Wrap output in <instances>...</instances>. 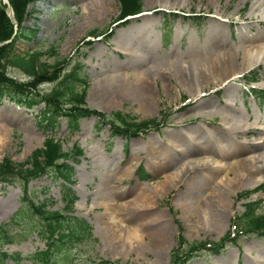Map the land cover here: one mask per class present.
<instances>
[{
    "label": "rangeland",
    "instance_id": "374dc122",
    "mask_svg": "<svg viewBox=\"0 0 264 264\" xmlns=\"http://www.w3.org/2000/svg\"><path fill=\"white\" fill-rule=\"evenodd\" d=\"M95 2L102 6L95 7ZM143 2L142 13L119 20L118 0H37L29 5L30 14L24 25L35 33L29 40L18 41L19 51H47L55 47L62 73L67 75L75 65H81L80 75L88 86V107L104 114L121 112L139 121L158 119L160 125L137 135H117L98 114H91L80 117L74 130L70 129L65 116L58 125L47 127L41 120L45 103L28 109L5 98L0 104V163L6 159L15 164L27 162L37 149L44 147L49 136L62 140L66 152L73 154L78 146L82 154H73L66 162L73 168L69 184L55 173L32 179L27 193L21 181L0 184V228L5 227L4 231L12 237L10 241L1 239L0 248L8 254L21 253L24 257L22 260L1 259L0 264H43L33 256L45 251L46 243L45 238L38 235V229H43L41 216L31 214L30 201L36 204L48 201L49 209L67 212L63 197L67 188L72 189L76 200L72 216L84 219L92 233L90 239L79 242L67 253L69 258L75 257L71 264H170L176 249L187 250L192 245L204 247L208 242H221L223 247L219 253H215L213 247L196 252L188 264H264V235L244 232L238 233L236 239L226 236L235 223L240 225L239 217L247 203L260 201L257 213L264 214V166L250 173L254 178H247L237 186L234 183L227 187L228 169L218 167L220 164L216 172L200 167L175 181L165 182L170 172L188 164V157H213L218 163L238 160L239 156H230L228 152L227 157L215 155L214 137L225 140V134L234 136L232 142L235 146L241 145L242 156L264 155V143H254L262 133L257 126L264 124V94L250 88L256 84L264 91L260 83L264 81V64L241 71L244 69L239 62L235 69H228V75L237 70L249 77L256 76L257 81L241 77L233 80L235 83L230 82L223 92L222 83L211 82L202 91L203 97H198L196 90L189 93V87L177 79L180 76L184 82L187 79L180 73L181 62L190 63V67L186 65L187 71L194 74L195 66L188 48L191 44L203 43L211 32L221 33L226 39L220 46L221 51L226 46L240 48V36L244 32L253 34L258 27L264 32V15L257 17L264 12L254 16L249 13L255 0ZM162 4H171L172 8H163ZM212 20L223 24L224 28H212ZM93 31H106L107 39L91 36ZM258 42L264 46V40L255 43ZM118 45L130 48L129 53ZM239 50L237 56L241 60L242 49ZM57 58L43 57L51 64ZM253 70L256 72L252 75ZM7 71L17 79L28 80L19 68L11 66ZM167 72L171 75H166ZM146 75L156 82L153 95L158 108L151 114L146 113L139 98ZM56 84L45 82L40 88L49 91ZM111 84L120 85L108 87ZM79 85L83 87L84 83ZM106 87L110 89L101 97L100 90ZM225 97L234 98L238 107L230 110L234 112L232 120L252 122L250 130L229 133L218 127L222 126L223 108L217 105L219 114L211 111L212 106L207 101L210 99L215 108ZM197 98L204 99L206 104L198 105ZM194 127H199L203 136L197 130L191 132ZM3 128L7 129L5 137ZM171 132H176L177 137L188 134L201 144L192 143L195 147H189L187 141L170 137ZM207 134L214 142L202 145ZM223 142L229 151L231 143L228 139ZM228 165L236 168V163ZM132 167L135 168L131 171ZM192 175L203 176L202 184L195 183L197 180ZM222 184L228 188L229 213L222 220V229L215 230L213 226L209 231L202 217L204 214L212 216ZM258 187H262L261 190H257ZM250 190L251 194L246 195ZM240 193L242 196H238ZM28 211L34 218L26 216ZM161 221L168 232L169 244L156 251L150 247V236ZM236 229L232 230L236 232ZM181 237L184 243L179 247Z\"/></svg>",
    "mask_w": 264,
    "mask_h": 264
},
{
    "label": "trees",
    "instance_id": "16d2710c",
    "mask_svg": "<svg viewBox=\"0 0 264 264\" xmlns=\"http://www.w3.org/2000/svg\"><path fill=\"white\" fill-rule=\"evenodd\" d=\"M35 1L37 0H9L15 20L18 23L16 30L14 21L8 13L9 4L0 0V43L11 40L9 43L0 46V104L5 98L28 109L45 103V107L41 110V120L45 122L47 127L58 125L60 118L65 116L69 120L70 129L74 130L83 116L91 114H98L113 127L112 131L117 135L123 133L137 135L151 127H158L159 122L156 119L138 121L121 112L104 114L88 107L86 103L88 86L85 83L86 80L81 78V65H75L67 75L62 73V69L59 67L61 60L57 58L58 52L55 47H51L47 51H19L17 48L18 41L23 38L29 40L35 33L31 27L24 25L27 16L30 14L29 5ZM118 2L121 11L119 18L134 15L142 9V0H118ZM98 32L100 31H93L91 34L98 35ZM105 32L101 31L99 35L105 34ZM44 56L56 57L58 60L51 64L43 59ZM11 66L21 69L27 75L28 80H20L10 75L7 70ZM45 82L57 84L51 90L43 91L40 85ZM80 82L84 83L83 87L79 85ZM73 154L64 150L62 140L49 136L44 147L37 149L27 162L15 164L10 159H6L0 163V184H12L15 181H21L22 187L27 193L28 185L32 179L48 173H55L56 176L69 184L72 181L73 168L66 162L72 155H81L82 149L77 146L73 149ZM16 178L18 179L16 180ZM251 192L246 191L245 194L249 195ZM64 196L66 198V213L49 209L47 202L36 204L32 199L30 201L31 214L37 216L39 214L43 224V229H38V235L40 234L46 239L47 249L35 255V258L41 260L43 264H71L75 257L69 258L67 253L79 242L92 237L88 223L80 217L69 214L73 211L75 201L72 189L67 188ZM258 207L259 202L247 203L246 210L240 216V225L245 232L264 235V215L257 213ZM23 214L26 215L25 212ZM31 214L28 211L26 216L34 218ZM4 230L6 228L2 226L0 228V245L1 239L12 240L9 233ZM228 235L230 237V234ZM183 242L184 239L181 237L179 247L183 246ZM221 245V242L216 243L215 246L212 245L215 252H220V248L223 247ZM203 248L192 245L187 250L176 249L170 264H188L193 254ZM64 253L66 254L63 255ZM9 257L16 260L24 258L20 253L11 255L3 252L0 248V260Z\"/></svg>",
    "mask_w": 264,
    "mask_h": 264
},
{
    "label": "bare ground",
    "instance_id": "6f19581e",
    "mask_svg": "<svg viewBox=\"0 0 264 264\" xmlns=\"http://www.w3.org/2000/svg\"><path fill=\"white\" fill-rule=\"evenodd\" d=\"M256 2L259 4V6L257 5ZM94 4H95V7H97V8H100V6H102V5H100V2H95ZM170 5L171 4H162V7L171 9L172 7H169ZM258 12H264V0H255V2L253 3L249 13H252L251 15L254 16L253 14L258 13ZM263 15H264V13L258 15L257 17H261ZM143 21H145V20L143 19ZM211 27L212 28H215V27L216 28L217 27L218 28H224L223 24L216 23L213 20L211 23ZM257 29L258 30H256V32H253V34L244 32L240 36V40L242 41L241 42L242 47L232 48L233 49L232 50L229 46H226L224 51H221L223 49V47L220 48V46L223 44V42L226 39L224 40V37L221 33L210 34L211 33L210 32L206 36V39H205V41H203V43L191 44L188 47L189 51L191 52L190 56H192L191 58H192L194 66H195L194 74L190 71H187L186 65L189 66L190 63L187 62L186 65H185V63L183 65V63L181 62L180 63V66H181L180 67V73H181V75L186 76L187 79H185V82L182 81V76H180V78L177 77V79L179 80V82H181V83H183L189 87V89H188L189 93L194 92L196 90L199 95H200V92H202L204 90V88L207 87L209 85V83H211V82L222 83V84H224V87H226L227 84L230 82L235 83V82H233V80H235L238 77V75H240L239 73H242L241 71H247V70H250L252 68L259 67L261 64L264 63V46L260 45L259 42L255 43L256 41L264 40V32L259 27ZM220 39H223V40L219 43L217 40H220ZM215 41H216V43H215ZM119 47L124 50L123 52L129 53V51H127V50H129L130 48L125 47V46L124 47L119 46ZM216 49H218L217 52H215ZM239 49H242L241 60H239V56H237V54H239V52H240ZM205 51H206V54H205ZM151 53H153V51ZM146 59H147V57H146ZM239 62H241V65L243 66L244 70H241V71L236 70L235 72L230 73V75H228V69H230V68L235 69V67L239 66L238 65ZM168 74H169V72L166 73V75H168ZM169 75H171V74H169ZM158 76H159V74H158ZM190 77L192 78V80L189 79ZM198 79H200L199 80L200 82H198ZM139 83H141V82H139ZM141 84H144L145 86L143 89H141V93H142L141 95L142 96L139 98H140L141 103H143V105L146 107V113L151 114L153 110H156L158 108L156 97L153 95V93H155L156 82L154 80L151 81L149 79L148 75H146L144 82H142ZM112 85L119 86L120 84H111L108 87H112ZM108 87L100 90L99 95L101 97H103L105 95V93L109 91L110 88H108ZM194 88H196V89H194ZM170 93H171V90L169 91V94ZM228 99H229L231 105L227 104V103H224V104L217 103L216 105L214 104L215 108H213V104H212L210 99L207 101V104L212 106L211 111H213V110L216 111L217 105L218 106L220 105L223 108L224 114L221 115V124L223 127L220 125H218V127L221 128V130H223L225 132H229V133L230 132L238 133L241 130L249 129V127L251 126V123H249V122L243 123L241 120H232L233 119L232 115L234 114V112H230V110L236 109L235 105L232 103V101H235V99L232 97H230ZM203 100L204 99H202V98H197L196 99V101L198 102L197 104L200 106L206 104V102ZM216 113L219 114V112H217V111H216ZM257 124H259V123H257ZM3 129H4L3 137H5V136H7V129H5V128H3ZM194 129H191V132L195 133V131L197 130V132L201 133L203 136V132L199 131L200 130L199 127H194ZM225 136L227 137V138H225V140L226 139L229 140L232 148H229V151H228L225 148V145L223 142L225 140H218L216 137H214L216 140V144L215 145L213 144L214 145L213 147L215 150V152H213V153L214 154L216 153L217 156L223 155L224 157H227V155H229V154H227V152H228V153H230V156H233V155L239 156L238 160H233L231 162L226 161V162L218 163L217 161H215V158H213V157L212 158H210V157L203 158V157H196V156L195 157H188L190 159V160L189 159L186 160V162L188 161L187 162L188 164L183 165L176 172H173V173L170 172V174L166 177L165 182L169 183V182L175 181L176 179L180 178L181 175L187 174L190 170H193V169L195 170V169H198L200 167H204V168L207 167V168H210L209 170H213L216 172L218 170L216 167V166H218V164H220V166H218V167H223L224 169H228V171L226 172V176H225V181H227L226 182L227 187L231 186L234 183H236V186H237L240 182H242L243 180H245L247 178L248 179L254 178L255 176L253 174L251 175L250 173L254 172V171H258L260 168H262V166H264V155L263 154L262 155L261 154H258V155L252 154V156H242V151H244V150L242 149L241 145L237 144V146H235V143L232 142L235 140L234 136L229 135V137H228L227 134H225ZM170 137H172L174 139L176 138V139L182 140V141H187L189 147H195V145L192 143H195L196 145L201 144L199 141L194 142V140H196L195 137H194V140H192L190 138V136H188V134H187V137H186V135L183 136L182 134L180 135V137H177L176 132H171ZM211 138H213V137L210 136L209 134H207L206 135L207 140H204L202 142V145L205 144V142H208L207 144L214 142V140H213L214 138L213 139H211ZM217 143L219 145H217ZM254 143L255 144L264 143V132L261 133V136H259L256 141L254 140ZM190 150H188V151H190ZM258 160L261 163H257ZM214 162H215V164H214ZM230 163L233 165L236 163V168H233L232 165L229 166L228 164H230ZM134 168L135 167H132L131 171ZM129 173H131V172H129ZM231 173H234L235 176L232 177ZM123 175L125 176L127 174L123 173ZM192 177L195 178V181L197 180L195 183H198V181H200L199 183L202 184L203 176L195 177L194 175H192ZM260 180H262V178H260ZM166 183H164V185ZM227 187H225L222 184V187L219 188L220 199L217 202V204L215 203L213 205L214 211H213V214H210L212 216H208V214H206V215L204 214L202 217L203 219H205L207 221L208 225H206V229L209 231L213 228V226H214L213 229H215V230H218L219 227H220V229H222V227H223V221L222 220L229 213L228 209L230 206L229 205L230 199H229ZM119 190H120V188H119ZM158 218H161V217H158ZM162 225H164V223L162 221L159 222L157 224L158 227H156L155 231H152L151 236H150V241H151L150 247L156 251H159L162 246L169 244V240L167 237L168 232H167L166 228L163 227ZM163 228H165V229H163Z\"/></svg>",
    "mask_w": 264,
    "mask_h": 264
}]
</instances>
